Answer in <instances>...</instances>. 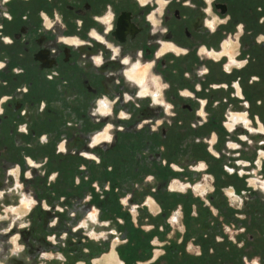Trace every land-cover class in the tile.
<instances>
[{
    "label": "rangeland",
    "instance_id": "1",
    "mask_svg": "<svg viewBox=\"0 0 264 264\" xmlns=\"http://www.w3.org/2000/svg\"><path fill=\"white\" fill-rule=\"evenodd\" d=\"M252 55L256 62L244 75H254L260 63L262 79L243 81L250 117L234 130L226 126L225 103L209 104L201 122L196 103L197 111L175 112L135 97L128 114L121 108L109 122L108 144L82 138L90 122L80 128L67 119L65 128L39 129L36 115L33 123L20 120L29 133L11 146L16 159L0 146V264H124L112 249L127 245L142 254L130 264H264V53L255 49ZM135 105L160 115L138 124ZM120 112L130 117H122L126 123ZM84 146L95 157L85 155ZM174 183L188 187L174 190ZM24 196L34 199L32 208L22 204ZM150 197L159 201L155 210ZM93 211L97 220L84 227ZM86 248L93 255L84 256Z\"/></svg>",
    "mask_w": 264,
    "mask_h": 264
},
{
    "label": "flooded vegetation",
    "instance_id": "2",
    "mask_svg": "<svg viewBox=\"0 0 264 264\" xmlns=\"http://www.w3.org/2000/svg\"><path fill=\"white\" fill-rule=\"evenodd\" d=\"M162 4V11H157ZM214 16L219 18L218 23L212 22ZM68 34L73 38H66ZM235 35L240 43L237 59L229 48L230 41L221 49L227 36ZM260 35L264 36V0H209L208 3L146 0L143 6L140 0H0V64L3 65L0 67V146H5L9 158L16 159L18 150L11 146L14 142L22 144L24 135L29 133L28 126H24L25 131H21L17 140L14 135L17 136L16 129L21 126L18 123L22 119L31 123L35 115L39 129L65 128L67 119L75 121L80 128L89 126L90 122L92 130L82 138L87 143L108 144L112 141L109 122L121 108L128 114L134 97L175 112L177 109L197 111L193 103L206 108L209 104L225 103L230 112L226 126L234 130L237 123L249 122L246 109L250 117L247 96L241 103L227 98L229 90L234 99L238 93L246 95L243 78L239 75L233 81L214 86L210 83L215 76L212 68L224 71L229 56L232 61H246L247 71L248 65L256 62L252 54L260 43L257 39ZM5 37L11 42L6 43ZM105 40L118 47L119 57ZM260 45L264 47V41ZM201 49L210 57L206 55V59L200 60ZM99 57H104V61L97 69L95 63ZM91 64L98 72L85 69ZM144 65V69H138ZM150 67L166 84L164 101L159 90L153 91L145 84ZM126 75L141 86V91H130L132 98L112 89L115 79ZM194 76H203L195 102L183 93ZM106 93L110 102L102 98ZM179 99L183 102L180 106ZM139 108L140 105L134 106ZM100 110H106L107 114ZM139 113L138 124H145L150 118L154 122L160 115L152 107H141ZM204 116L205 112L200 110L197 119L204 121ZM119 121L126 123L122 117ZM97 123L101 126H93ZM261 130L263 133L264 128ZM43 138L41 143L47 142V137ZM63 148H67L66 144H62ZM211 149L218 155L213 146ZM82 150L88 157H95L86 146ZM30 161L34 164L32 158ZM82 161L88 160L82 158ZM204 166L202 163L200 168ZM200 189L205 192V188ZM236 192L229 190L234 196ZM23 199L30 204L25 196ZM91 214L97 215V211ZM94 236L97 237L96 232Z\"/></svg>",
    "mask_w": 264,
    "mask_h": 264
},
{
    "label": "crops",
    "instance_id": "3",
    "mask_svg": "<svg viewBox=\"0 0 264 264\" xmlns=\"http://www.w3.org/2000/svg\"><path fill=\"white\" fill-rule=\"evenodd\" d=\"M219 21L220 20H219V18H217V16H214L213 17V20H212L213 23H218ZM261 37H264V36L260 35L257 38L258 39V42H260V43H258L256 45V47H257L258 51L262 49V51L264 53V47H262L260 45L261 42L264 41V39H261ZM66 38H73V36L71 34H68V36H66ZM226 41H230L231 42V45H229V48H232L233 49L232 52L235 53V59H237L236 56L240 52V43L238 41V35H235V36H227V38L225 39V41L222 44V48L221 49H223V45H224V43ZM106 44L108 46L110 45V48L113 49L114 50V53L117 54L118 57H119L118 47H116V45L114 43L110 42V41H106ZM206 55L208 57H210V54H208V52L206 53V51H203V49H201L199 51V58H200V60L206 59L205 58ZM98 59H100V60H98L99 63H97V62L95 63V66H96L97 69L99 68V66L104 61V57L103 58L102 57H99ZM138 60L142 61L140 58H138ZM209 62H211V61L209 60ZM239 62L242 63V67L237 68L235 66V64L232 63V60L230 59V57L229 56H226V62L224 64V68H223L224 71H221L217 67L214 66V69L212 68V70L215 73V76L212 77V81H210V83L214 84V86H217V85L222 84V83H227V82L233 81L239 75L243 78V81L246 82V81L249 80L250 83L258 82V81H260L262 79V78H260V76L262 74L261 73L262 71H260L262 69V67L260 66V64L256 67V70L259 73H257V71H256V73L254 74L256 77L254 79H252L253 78L252 77L253 75L250 76L249 78H246V75H244V73L246 71L245 69H246V66H247V62L244 61V60L243 61L242 60H239ZM262 63H263L262 65H264V61ZM145 67H146L145 65L144 66H140L138 69L139 70L140 69H144ZM85 69H88V71H92V72L93 71H95V72L97 71L96 69H94V67L92 66V64L90 65V67H88V68L86 67ZM217 73H223V74L221 75V74H217ZM202 78H203V76H200V77H195L194 76L192 78V80H190L188 82L187 88L185 89V91L189 92V94H186L185 91H184L183 92L184 93V97L192 98V99L195 98V94H196L198 88L203 83ZM119 82H121L122 84H120ZM145 84L150 89H154L156 91L159 90L161 98L163 97V94H164L163 92H164V88L166 87V84H165L164 80L162 79V77L160 75H158V74H156V73L153 72V70H152L151 67L148 70V75H147L146 83ZM112 89H113V91H117L118 94L120 92H123L122 94H124L126 97H131L132 98L134 96L130 93V91H134V90H138L139 91V89L141 91V86L137 82L131 81L127 77V75H126L124 78L122 77L121 79L120 78H116L115 79V83L112 84ZM241 97L244 98V97H246V95L244 96L243 94H241L240 95V99H236L235 98V100L238 103H241L242 102ZM102 98L104 100H106L107 102H110V97H109V94L108 93L103 94V97ZM249 106H250V109H251L250 103H249ZM250 109H249V112H250ZM201 110H203L205 112L206 111V107L202 106L201 107ZM227 110L229 111V108ZM244 113H245V115L247 117H249V115L247 113V109L245 110ZM205 117H206V114H205L204 118ZM256 126L258 127V125H256ZM261 126L264 127V122H262ZM226 129H227V131H229V129L227 127H226ZM259 133L263 137L262 132L260 131ZM90 149L92 150L93 148H90ZM155 200L153 198H151V197L148 199V201H150V203H152L150 205L152 210H155L156 209V206H157L156 204L158 203V201L157 200L155 201ZM112 250H115L116 253H117V255L120 258V254H119L118 248L115 246V247H113ZM106 254H108V253H106ZM112 254L114 255V252L111 253L110 255H112ZM83 255L85 256V255H93V254H91V249H87L86 248ZM108 257H109V255L105 258V262H106V260L108 261V259H109ZM122 261H123L124 264H126V262L123 259H122Z\"/></svg>",
    "mask_w": 264,
    "mask_h": 264
},
{
    "label": "trees",
    "instance_id": "4",
    "mask_svg": "<svg viewBox=\"0 0 264 264\" xmlns=\"http://www.w3.org/2000/svg\"><path fill=\"white\" fill-rule=\"evenodd\" d=\"M140 232H142V231H140ZM142 233H144V231ZM138 250H139L138 247L131 246V245L120 247L118 249L121 258L124 261H126L128 264H130V258H132V260H133L134 258L140 259L142 257V254H140L138 252ZM185 257H187V256L185 255ZM158 262H159V259L156 260L155 262L151 263V264H158Z\"/></svg>",
    "mask_w": 264,
    "mask_h": 264
},
{
    "label": "clouds",
    "instance_id": "5",
    "mask_svg": "<svg viewBox=\"0 0 264 264\" xmlns=\"http://www.w3.org/2000/svg\"><path fill=\"white\" fill-rule=\"evenodd\" d=\"M146 2V0H140V3H141V5L143 6V4ZM167 2V0H165V3ZM206 2L208 3L209 2V0H206ZM162 9H163V4L161 5V7L159 8V9H157V11H162ZM205 11H208V9L206 8L205 9ZM148 19H151V16H149L148 17ZM242 27V26H241ZM213 31H214V29H213ZM91 35H94L95 33L93 32V33H90ZM5 39V42L6 43H10L11 41L10 40H8V38L7 37H5L4 38ZM261 39H264V37H261ZM109 47H110V45H109ZM97 63H99V61H96ZM124 63H127V61L125 60L124 61ZM139 63V61H137V64ZM232 63H234L235 64V66L237 67V68H239V67H242V64L240 63V62H236V61H232ZM0 67H3V65L2 64H0ZM5 99H7V97H5ZM101 112H102V114H107V112H104L103 110H100ZM119 115L121 116V117H125V113H123V112H120L119 113ZM126 118V117H125ZM20 131H25V128L23 127V126H21V128L19 129ZM41 139L43 140L44 138L43 137H41ZM110 139V138H109ZM93 143H95V141H93ZM29 163H31V161H29ZM12 171H14V170H12ZM148 179H151V177H148ZM260 187H261V189L262 190H264V183H261L260 184ZM94 217V216H93ZM25 225H21V227H24Z\"/></svg>",
    "mask_w": 264,
    "mask_h": 264
},
{
    "label": "bare ground",
    "instance_id": "6",
    "mask_svg": "<svg viewBox=\"0 0 264 264\" xmlns=\"http://www.w3.org/2000/svg\"><path fill=\"white\" fill-rule=\"evenodd\" d=\"M105 112H106V110H105ZM108 137H106V138H103V139H101L100 141H104V140H106ZM100 141H98V142H100ZM36 166H37V164H36ZM188 187V185H172L171 186V188L172 189H174V190H180V191H185L186 190V188ZM194 188V187H193ZM198 187L196 186V189H197ZM195 189V188H194ZM229 195H233L232 193H229ZM30 200V204H29V202H27L26 200H22V203L28 208V209H30V208H32V206H33V203H34V199H32V198H30L29 199ZM46 205H47V203H46ZM47 206H49V205H47ZM96 213V212H95ZM92 215V217H93V219H91V216ZM89 217H88V220H86V221H83L82 222V225L84 226V223L86 222V224L87 225H89V220H92V221H96L97 220V215L96 214H91ZM81 227V226H80ZM84 227H86V226H84ZM88 227V226H87ZM92 235L94 236L95 235V232H93L92 233ZM115 263H117V261L115 262ZM114 264V263H113ZM119 264H122V263H119Z\"/></svg>",
    "mask_w": 264,
    "mask_h": 264
},
{
    "label": "built area",
    "instance_id": "7",
    "mask_svg": "<svg viewBox=\"0 0 264 264\" xmlns=\"http://www.w3.org/2000/svg\"><path fill=\"white\" fill-rule=\"evenodd\" d=\"M236 99H240V95H239V93L237 94ZM242 99H243V97H241V100H242Z\"/></svg>",
    "mask_w": 264,
    "mask_h": 264
}]
</instances>
